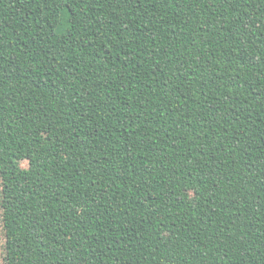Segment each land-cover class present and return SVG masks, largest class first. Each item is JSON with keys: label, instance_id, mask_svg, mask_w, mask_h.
<instances>
[{"label": "trees", "instance_id": "1", "mask_svg": "<svg viewBox=\"0 0 264 264\" xmlns=\"http://www.w3.org/2000/svg\"><path fill=\"white\" fill-rule=\"evenodd\" d=\"M0 208L4 264H264V0H0Z\"/></svg>", "mask_w": 264, "mask_h": 264}, {"label": "rangeland", "instance_id": "2", "mask_svg": "<svg viewBox=\"0 0 264 264\" xmlns=\"http://www.w3.org/2000/svg\"><path fill=\"white\" fill-rule=\"evenodd\" d=\"M27 165L28 164L26 160L21 161V166L26 167ZM1 214H2V211L0 208V264H4L3 255H4L5 238H4V233H3Z\"/></svg>", "mask_w": 264, "mask_h": 264}]
</instances>
